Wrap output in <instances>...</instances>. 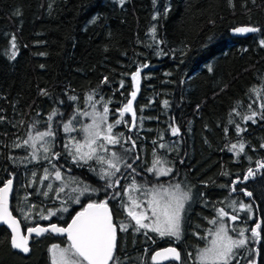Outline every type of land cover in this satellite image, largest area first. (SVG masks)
I'll list each match as a JSON object with an SVG mask.
<instances>
[{"label": "trees", "instance_id": "obj_1", "mask_svg": "<svg viewBox=\"0 0 264 264\" xmlns=\"http://www.w3.org/2000/svg\"><path fill=\"white\" fill-rule=\"evenodd\" d=\"M239 25L261 31L232 36L230 29ZM262 40L264 0H0V186L13 180L10 209L23 229L38 223L64 226L82 206L107 201L117 225L118 264H154L151 252L174 242L145 235L143 229L137 232L135 221L117 201L133 179L146 189L185 182L192 197L183 212L185 234L174 243L181 261L168 264H197L193 258L204 243L199 238L219 208L238 215L249 238L230 264H264V169L257 171V161L264 163V118L257 115L255 123L243 119L253 111L264 113ZM138 68L131 126V116L121 117L120 106L134 89L132 75ZM88 105L108 107V121L124 133L117 147L129 150L116 173L119 184L112 188L91 168L75 167L65 149L63 125ZM54 110L58 115L49 121ZM116 118L129 122L116 124ZM49 123L55 133L53 151L59 153L51 166L97 191L82 195L80 203H69L63 218L35 216V222L26 223L19 207L43 200L29 187L24 172L23 163L31 155L24 141L29 130L42 131ZM237 124L244 129L239 134ZM173 127L179 129L177 135ZM240 142L244 152L229 150ZM153 153L168 160L173 169L168 176L148 172ZM249 168L256 174L245 181ZM241 189L253 195L245 196ZM69 190L48 201L58 202ZM240 203L250 207L241 209ZM54 207L59 208L47 206ZM120 224L128 230L120 231ZM257 224L258 242L250 231ZM9 238L0 226V264H50L49 247L68 244L65 236H32L29 253L22 255L11 248Z\"/></svg>", "mask_w": 264, "mask_h": 264}, {"label": "snow or ice", "instance_id": "obj_2", "mask_svg": "<svg viewBox=\"0 0 264 264\" xmlns=\"http://www.w3.org/2000/svg\"><path fill=\"white\" fill-rule=\"evenodd\" d=\"M123 3V0H120ZM155 3L156 0H153ZM168 9H165V14H167ZM156 19V16L153 17ZM233 33L245 34L259 32L261 29L254 26H243L235 27L232 29ZM153 36L155 34V27L152 29ZM213 38L209 37L211 41ZM15 37H13L12 48L15 49ZM261 47H264V40L261 42ZM16 55L15 51L11 53V57L14 58ZM143 67H147L144 65ZM211 71V67H209ZM140 76V68L132 75V80L134 82V87L138 82ZM136 91L131 93L133 99L136 97ZM72 100H76V97H71ZM91 99V97H89ZM167 105V101H165ZM251 107V106H250ZM261 108L264 109V104H261ZM133 112V101L129 100L128 103L120 110L121 117L125 113ZM109 109L105 105L102 113H94L93 122L90 125H83L80 131L84 134L83 142L76 140L75 137H70L69 142L65 144V149L73 156L74 161L78 160H92L95 158L96 162L101 165H106V168H101V179L107 178V187H114L112 177L115 176L117 172L120 171V161L122 157L116 153L112 152L110 157L105 155H100L101 151L107 153V145H117L120 143L119 137L113 132L115 125L108 122ZM58 115V112L54 110L48 117L49 121H52L53 117ZM83 115H88V113H83ZM260 115L264 118V113H257L255 111L251 112V115H246L243 117L245 121L251 120L255 123V118ZM133 117L135 118V113L133 112ZM75 117H73V120ZM73 120H69L68 123L63 125L65 133H70L75 130L73 125ZM122 121L117 120L116 124H120ZM135 122V120H134ZM237 134H239L242 129L239 124H237ZM227 132V129H225ZM179 129L176 127L172 128V134L177 135ZM55 133L52 128V124H48L46 131H36L35 135L29 136V139L24 141L27 145L31 141V146L33 149L42 148L44 153H48L50 148L48 146L47 138L54 137ZM38 142V143H37ZM16 147H20L19 144ZM135 147V143H133ZM164 147V145H161ZM264 147V144L261 145ZM87 151H83V149ZM245 144L240 142L238 144H232L230 151H234L235 154L244 152ZM129 151V150H125ZM55 156H59V153H55ZM31 158L33 160L37 159L35 153L32 154ZM47 159V156H45ZM161 161L159 158L153 160V166L148 169L149 173H154L156 176L168 175L173 171L171 168H157ZM55 168V165L53 166ZM127 167H132L131 164ZM264 169V163L257 161V171ZM135 171V169H133ZM46 175L41 179H48V170L45 169ZM256 173L253 169L249 168L247 174L244 176V180L247 181L253 177ZM35 175V173H33ZM56 180H63V175L61 171L57 168L54 173ZM73 183H76L75 178H73ZM235 183V182H234ZM115 184H119V180L115 181ZM13 181L11 179L4 182L3 187H0V222L6 224L9 229H11V247L23 253H28L30 251L29 240L32 234L39 237L45 233H54L58 235H66L68 244L66 247H61L59 244H52L49 249L50 264H118L117 258L115 256V250L117 249V225L113 222L112 214L108 209L107 201H91L86 206H82V210L76 212L75 216L72 217L71 223L67 227H58L56 224H51L48 227H41L38 224L35 227H29L27 229V234H22L20 231V222L12 215L8 207V195L12 191ZM49 189H52V185H48ZM65 191L64 186L59 187L57 190V195ZM77 189L73 188L72 192H76ZM97 189L89 188L85 186L78 195L74 198L69 197L74 203H80V196L85 193H95ZM140 191L142 195L147 197L146 207L142 206V202L132 195ZM235 191V189H233ZM244 191L245 196H252L253 193L249 191ZM125 194L128 195V203L124 205L128 216L131 220L135 221V230L138 232L141 229L146 230L145 235L148 232L156 233L160 238H174L179 240L181 238V221L182 212L185 210V203L190 199L191 192L190 189L185 191L182 189L180 183L164 187L160 185L159 187L152 186L144 191L141 187H138L137 182L133 179L131 185L124 190ZM45 196L48 195L47 192L44 193ZM120 195V193H116ZM233 202L231 207H235ZM250 206L240 203L241 209H248ZM56 211H68L67 207H63ZM56 211H49L48 215H42L41 219L47 220L50 216L56 215ZM225 217H228L231 221H236L238 216L233 214L229 217V213L225 211L224 208L217 210V217L215 219L209 220L210 224L216 225L215 231L208 230L205 237L206 243L203 248L197 251V264H230V261L235 256L236 249L244 247L248 242V237L245 236V230L241 229L238 232L239 239L234 238L229 234V228L225 224ZM260 224H257L255 228L250 229L251 238L254 241H259L261 239V233L259 229ZM120 231H127L128 225L120 224ZM231 231H236L232 228ZM208 236L211 239H208ZM151 239V237H149ZM191 256V253H189ZM159 258L164 259H175L180 260V253L175 247L165 248L162 251H157L152 256V261L154 264ZM249 264H254V261H250Z\"/></svg>", "mask_w": 264, "mask_h": 264}, {"label": "rangeland", "instance_id": "obj_3", "mask_svg": "<svg viewBox=\"0 0 264 264\" xmlns=\"http://www.w3.org/2000/svg\"><path fill=\"white\" fill-rule=\"evenodd\" d=\"M126 104L127 103L122 104L120 106V110ZM102 112H103V109L100 110L95 105H92V106L88 105V107L86 109L80 110L75 115H73L69 120H73V117H75V119L73 120V125H74L75 130L70 132V133H65L64 128L62 127L63 131L65 133L66 144L69 142L70 137H75L76 140H79V141L83 142L84 134H83L82 131H80V129L82 128L83 125H90L93 122L94 113H102ZM83 113H88V115H83ZM69 120L66 123H68ZM116 120H121V118H116ZM122 120L123 121L121 123L124 126L129 121H131V118H130L129 121H127L125 119H122ZM46 130L47 129H44L42 131H46ZM35 132L36 131L29 130V132L26 134L27 135V139H29L30 134L34 136ZM113 132L119 137L120 142H123L124 133H122L121 131H116L115 128H113ZM47 140H48V146L50 148V151L48 153H44L42 148L33 149V147L31 146L32 142L30 141L29 144L31 146V155L29 157H27L25 159V162L23 163L24 172H25V174H27V179L29 181V187L33 188L34 189V194L41 196V198L43 200L41 202V204H40L41 206L38 205V204L35 206L34 204H25V203H23V205H21L19 207L18 211L22 213L26 223L35 222L36 221V217L35 216H38V218H41L42 215H48L49 211H56V210L61 209L63 207H67V205L69 203L77 204V203L72 202V200H70L69 197L74 198L84 188L83 184L80 185L81 181H80L79 178H77V176L70 175L67 172H63L64 170L62 171L61 168L59 170H61V173L63 175V180H56L55 179L54 173H55L56 169H54L51 166L52 164H50V163H52V158L55 156L54 155L55 151H53L54 138L50 137V138H47ZM107 148H108V152L107 153L101 151L99 154L100 155H105L106 157H110L112 152H116L122 157L120 163L123 162V159L125 158V155H126L124 150L118 149L117 145H107ZM83 151H87V149L85 148V149H83ZM33 153H35V155L37 157V159H35V160H33L31 158ZM67 154L70 155L68 151H67ZM45 156H47V159H45ZM70 156H72V155H70ZM155 158H159L157 156V154H155V153L151 154L149 162H152V164H153V160ZM159 159L161 161V164L157 165V168H165V169L170 168V165L168 164L169 162H168V160H166L165 157H161ZM71 161L73 162V164L77 168H80L81 166H85V167L91 168V172L94 173L95 175H97L98 177H100V175H101V168H106L107 167L106 165H101V164L97 163L95 158H93L92 160H87V161H85V160L74 161L73 160V156H72ZM93 163L94 164L97 163V165H92ZM45 169L48 170V173H47L48 179L43 180L41 178L46 175ZM33 173H35V175H33ZM152 175H154L155 177H158L154 173H152ZM168 175H166V176H168ZM162 176H165V175H162ZM162 176H159V177H162ZM73 178H75L76 183L72 182ZM113 178H114V181H113L114 186H116L115 181L116 180H120V179L118 178V175L116 176V174H115L114 177H112V179ZM146 182H147V184H149L148 181H146ZM49 184H51L53 186L52 189H49V187H48ZM174 184H176V183L163 184V186L164 187H168V186L174 185ZM180 184H181V187H182L183 190H185V191L189 190L188 189L189 186L187 185V183L185 184V182H181ZM61 186H64L65 189L68 188L70 190L62 196V199L59 198L58 202H56V200L48 201V198L55 199L54 196L57 195V190ZM159 186L160 185H156V187H159ZM73 188H76L77 191L76 192H72ZM125 188H128V186H124L123 191L125 190ZM149 188H151V187H149ZM142 189L144 191L147 190L144 186H142ZM45 192L48 193L47 196L44 195ZM132 195L135 196V197H138V199L142 202V206L146 207V199H147V197L142 195L140 191L132 193ZM81 197H82V195L80 196V199H81ZM191 197H192V192H191ZM187 202L185 203V210H186L187 205H188ZM52 203H54V204H52ZM117 203H118V205H121V206L124 207V205L128 203V195L125 194V196L122 199H118ZM227 203L229 204L228 201H227ZM50 204L51 205H56L59 208H57V207H54L52 209L47 208V206L50 205ZM218 206H220V205H218ZM67 209H68V207H67ZM124 209H125V207H124ZM217 210L215 211L216 217H217ZM229 211H231V210H229ZM183 212H182V221H181V236H184V234H185V229L183 228V215H184ZM64 215H65V212L56 211V215L55 216L63 218ZM231 215H233V214L230 212L229 213V217ZM243 222H244V220H243ZM225 224L230 230L229 234L232 235L236 239L240 238L238 236V232L241 229L245 230V227L241 225L239 218L236 221H231L228 217H225ZM238 227H239V231H231L232 228H235V230H236ZM215 228H216V225H213V224L208 226V229H206L205 233H203L200 236V238H199V239H202V241L204 243L201 246H198V249L203 248L205 246L206 241L202 237H205L207 235L208 230L215 231ZM143 231L145 233L146 230L143 229ZM245 232H246V230H245ZM149 233L152 236H158L156 233H153V232H148L147 233L148 236L150 235ZM167 239L171 240L174 243L177 242V240H175L173 238H167ZM208 239H211V237L208 236ZM151 240L154 241L153 239H151ZM151 240H150V242H152ZM152 244H153V242H152ZM60 246L61 247H66L67 244L66 245H60ZM147 247H145V249L143 251H147ZM189 253H190V251H187V253H186L188 260L191 259ZM193 259L197 263V252L195 253ZM187 262H189V261H187Z\"/></svg>", "mask_w": 264, "mask_h": 264}, {"label": "water", "instance_id": "obj_4", "mask_svg": "<svg viewBox=\"0 0 264 264\" xmlns=\"http://www.w3.org/2000/svg\"><path fill=\"white\" fill-rule=\"evenodd\" d=\"M243 26H246V25H239V26H236V27H243ZM233 28H235V27H233ZM233 28H231L230 29V34L232 35V36H235V37H245V36H247L248 34H250V33H245V34H236V33H233V31H232V29ZM133 91H136V97L133 99V97H132V95H131V93L133 92ZM133 91L130 93V95H129V98H128V100H127V103H128V101L129 100H132L133 101V112L135 113V111H134V104H135V101H136V99H137V96H138V93H139V85H138V83H136V86L134 87V89H133ZM133 112H129L128 114L131 116V126H133V124L135 123L134 122V120H135V118L133 117ZM7 180H9V179H7ZM6 180V181H7ZM12 180V179H11ZM5 181V182H6ZM13 181V180H12ZM13 185H14V183H13ZM13 185H12V189H13ZM0 187H3V184L0 186ZM12 192V191H11ZM11 192L9 193V195H8V207H9V211L12 213V211H11V209H10V202H11ZM86 206V205H85ZM108 209H109V206H108ZM82 210V209H81ZM80 210V211H81ZM109 211H110V209H109ZM79 212V211H78ZM111 213V212H110ZM12 215L20 222V220H19V218L16 216V215H14L13 213H12ZM75 216V215H74ZM71 220H72V218L64 225V226H62V225H58V224H56V223H49V224H46V225H44V224H39L38 223V225L39 226H41V227H48L49 225H51V224H56L58 227H67V225L68 224H70L71 223ZM37 224H35V225H33V226H31V227H35ZM0 226H3L8 232H9V235H10V240H11V229H9L8 228V226L6 225V224H3L2 222H0ZM29 228V227H28ZM28 228H25V229H23V227H22V224H21V222H20V231H21V233L22 234H27V229ZM46 234V233H45ZM52 235H55V236H60V237H63V236H65L66 238H67V236L66 235H58V234H54V233H51ZM32 236H35V234H32ZM31 236V237H32ZM29 242H30V240H29ZM11 245V244H10ZM30 247V246H29ZM169 247H175L176 249H177V251L180 253V250H179V248L173 243V244H167V245H165V246H162V247H159V248H156V249H154L152 252H151V254H150V259H151V261H152V256L157 252V251H162L163 249H165V248H169ZM12 248V247H11ZM13 249V248H12ZM14 251H16V252H19L20 254H22V255H26V254H28V253H23V252H20V251H18V250H15V249H13ZM181 261V253H180V260H175V259H164V258H159L158 259V261L156 262V264H168V263H179ZM152 263H154L153 261H152Z\"/></svg>", "mask_w": 264, "mask_h": 264}, {"label": "flooded vegetation", "instance_id": "obj_5", "mask_svg": "<svg viewBox=\"0 0 264 264\" xmlns=\"http://www.w3.org/2000/svg\"><path fill=\"white\" fill-rule=\"evenodd\" d=\"M9 243H10V238H9ZM11 246V245H10Z\"/></svg>", "mask_w": 264, "mask_h": 264}]
</instances>
